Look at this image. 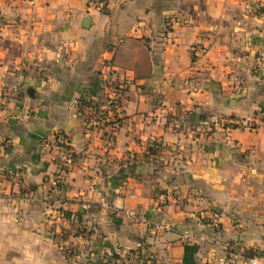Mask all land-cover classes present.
Wrapping results in <instances>:
<instances>
[{"label":"crops","instance_id":"1","mask_svg":"<svg viewBox=\"0 0 264 264\" xmlns=\"http://www.w3.org/2000/svg\"><path fill=\"white\" fill-rule=\"evenodd\" d=\"M258 57L264 0H0V264L138 247L152 264H226L233 247L264 264ZM56 131L74 160L47 196Z\"/></svg>","mask_w":264,"mask_h":264},{"label":"built area","instance_id":"2","mask_svg":"<svg viewBox=\"0 0 264 264\" xmlns=\"http://www.w3.org/2000/svg\"><path fill=\"white\" fill-rule=\"evenodd\" d=\"M85 2L88 9L94 10V11H101L104 6H107V3L109 0H81ZM108 1V2H107ZM203 51V50H202ZM201 52V50H200ZM258 65L264 66V58L258 57L256 60ZM91 115L93 118L89 122V125L93 126L97 124L96 112L92 110H87L86 115ZM218 127L223 128H229V127H243L245 129H252L255 128L254 121L253 120H247V121H239L236 119L231 118H224L217 122ZM50 142V143H49ZM46 142L45 145L52 146L58 153V167L55 174L48 176L45 180V193L47 196H51L52 193H58L61 188V182H62V175L64 174L65 170L72 166L73 164V152L69 146V143L66 139V137L56 131L53 133V138L51 141ZM124 214L129 218H136V214L133 211H125ZM209 220L210 223L213 225L217 224V214L216 213H209ZM146 223V222H145ZM155 229H163L162 226L155 225ZM183 239L185 241H192V238L185 235L183 236ZM148 256L143 255L141 258H137L136 256H132L129 254H124L120 256L117 260H112L111 264H147ZM238 262H247L248 264H261L260 258L257 254H254L250 259H245L243 255L236 250L235 247L229 248L227 250V257H226V264H237Z\"/></svg>","mask_w":264,"mask_h":264},{"label":"trees","instance_id":"3","mask_svg":"<svg viewBox=\"0 0 264 264\" xmlns=\"http://www.w3.org/2000/svg\"><path fill=\"white\" fill-rule=\"evenodd\" d=\"M108 3H107V5H108ZM106 8H107V6H104L100 12H105L106 11ZM109 104H110V106L117 107V103L115 101H113V100H110L109 101ZM88 107L91 108V109L96 110V107L93 106V105H89ZM73 157H74V154H73ZM73 160H74V158H73ZM144 250L145 251H143V249L141 247H138L136 249L127 251L125 254H129V255H132V256H136L137 258H141V257H143V255H147L148 258L146 260V263L149 262V263L152 264L153 263V260L151 259V256H150L151 254H149V252L147 251L146 247H145ZM64 255H65V257H68L69 258V257L72 256V252L70 250L66 249V251H64ZM247 255L248 256H252L254 254L251 251H249V253ZM106 256H107V254H106ZM108 257L111 260H117L120 257V255L118 253H111L110 255H108Z\"/></svg>","mask_w":264,"mask_h":264},{"label":"water","instance_id":"4","mask_svg":"<svg viewBox=\"0 0 264 264\" xmlns=\"http://www.w3.org/2000/svg\"><path fill=\"white\" fill-rule=\"evenodd\" d=\"M88 22H89V19L84 18V20H82V25L86 26Z\"/></svg>","mask_w":264,"mask_h":264}]
</instances>
